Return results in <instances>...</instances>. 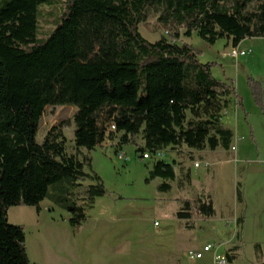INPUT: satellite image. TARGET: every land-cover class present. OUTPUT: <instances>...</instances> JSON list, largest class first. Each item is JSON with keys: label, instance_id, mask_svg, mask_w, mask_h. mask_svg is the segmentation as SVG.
Returning <instances> with one entry per match:
<instances>
[{"label": "trees", "instance_id": "16d2710c", "mask_svg": "<svg viewBox=\"0 0 264 264\" xmlns=\"http://www.w3.org/2000/svg\"><path fill=\"white\" fill-rule=\"evenodd\" d=\"M53 4L0 0V264H35L24 228L9 222L10 208L31 207L40 214L48 199L79 228L86 210L75 200L77 182L92 183L91 208L106 194L100 176L85 171L92 160L67 155L61 130L54 127L37 141L48 107L77 109L78 150L91 152L118 135L121 147L133 145L142 157L170 147L230 149L234 133L221 125L220 116L232 95L239 98L236 90L215 79L216 64H201L195 48L179 43L178 32L170 34L172 42L146 40L140 26L149 8L160 12L166 28H184L185 37L197 33L211 45L228 39L238 48L246 39L264 38V0H64L60 22L40 40V10ZM247 84L264 111L261 84L253 79ZM156 178L174 181V165L156 162L148 181ZM160 191L169 192L170 186ZM237 200L243 202L239 189ZM195 203L194 208L187 201L177 217L191 220L193 210L203 218L216 216L211 197ZM243 224L239 218L237 229ZM239 250L227 251L229 264Z\"/></svg>", "mask_w": 264, "mask_h": 264}, {"label": "rangeland", "instance_id": "374dc122", "mask_svg": "<svg viewBox=\"0 0 264 264\" xmlns=\"http://www.w3.org/2000/svg\"><path fill=\"white\" fill-rule=\"evenodd\" d=\"M64 12V0H54L52 6L41 8L40 40L46 39L56 28ZM159 18L160 12L148 9L147 21L140 26L142 36L152 43L162 38L172 42L170 34L178 32L179 43L195 48L201 64H216L212 68L213 77L232 85L242 97L253 130L245 122L241 110L236 115L239 103L232 95L220 116L221 125L234 133L228 151L170 147L145 159L136 152L135 146L121 147L120 135L107 137L91 152L78 150L74 137L77 109L48 107L37 141L42 143L54 127L61 130L66 139L67 155H76L81 161L90 158L91 169L86 166L85 171L100 176L106 194L97 198L91 208L87 191L92 183L77 182L75 200L86 210V220L79 228L70 225L71 215L66 210L48 199L42 202L40 214L31 207L10 208L9 222L24 228L27 253L33 263L204 264L189 262L185 255L202 250L208 244L219 248L220 253L240 247L238 259L242 261L256 256L254 246L258 244L263 248L257 255L258 261L264 263V116L254 105L246 85L247 76L256 80H261L258 76L264 77V57H261L264 40L253 39L243 45L245 49H252L257 59L238 72L242 57L230 56L234 49L230 40L222 39L211 45L197 33L188 38L184 36V28H166ZM188 118L191 120L190 115ZM137 141L143 144L141 136ZM158 161L174 165V181L160 178L148 181ZM196 163L200 168L195 167ZM162 185H169L170 191L161 192ZM238 189L242 193V203L237 200ZM206 197H211L214 203L215 217L203 218L194 210L191 220L177 217L187 201L195 208V202ZM238 217L245 223L237 229Z\"/></svg>", "mask_w": 264, "mask_h": 264}, {"label": "crops", "instance_id": "0c3cea01", "mask_svg": "<svg viewBox=\"0 0 264 264\" xmlns=\"http://www.w3.org/2000/svg\"><path fill=\"white\" fill-rule=\"evenodd\" d=\"M258 39V38H257ZM263 40H264V38H262ZM247 40V41H246ZM246 40H244L240 45H239V48L241 49V50H251L252 52L251 53H249L247 56H244V57H242L241 58V61H240V63H238L239 64V70H238V72H240L241 71V69H242V71L246 68V66H250L254 61H256V57L254 56V54H253V50L252 49H245V48H243V45L246 43V42H248V41H251V40H253V39H246ZM254 40H256V39H254ZM256 50H254V52H255ZM262 58L264 57V54H263V56H261ZM260 57V58H261ZM238 61V60H237ZM259 78H261V80H256L255 78H253L252 76H247V79H246V85H247V88H248V90H249V93H250V95H251V91H250V89H249V87H248V84H247V80L248 79H253V80H255V81H257V82H259L260 84H261V87H262V91H263V104H264V77L263 76H258ZM232 86V85H231ZM235 89V88H234ZM236 93H237V91H236ZM237 95L239 96V94L237 93ZM234 97L236 98V100L238 101V103H239V109H238V112H237V114L236 115H238L239 113H240V110L244 113V120H245V122H247V124L251 127V129L253 130V128H252V126L249 124V122H248V119H249V116H248V114H247V112H246V109H245V106H244V103H243V99H242V97H240L239 96V98H237V96H235L234 95ZM251 98H252V100H253V97H252V95H251ZM253 103H254V105L256 106V104H255V102H254V100H253ZM257 107V106H256ZM259 110H260V108L259 107H257ZM263 110H264V108H263ZM260 112L263 114V116H264V111H261L260 110ZM240 217H238L237 218V220L239 219ZM237 220H236V226L235 227H237ZM245 223V222H244ZM244 225V224H243ZM257 245L258 244H256L255 246H254V249H255V251H256V253H255V255L256 256H254L253 258H251V259H248V260H246V261H242V260H239L238 258H237V260L233 263V264H264V263H262V262H259L258 261V254L260 253V252H263V248L261 247H257ZM261 249V250H260ZM258 250V251H257ZM198 251H200V250H198ZM201 263H204V264H212V255H210V254H207L206 255V257H205V259L204 260H202L201 261Z\"/></svg>", "mask_w": 264, "mask_h": 264}, {"label": "built area", "instance_id": "2783aa9c", "mask_svg": "<svg viewBox=\"0 0 264 264\" xmlns=\"http://www.w3.org/2000/svg\"><path fill=\"white\" fill-rule=\"evenodd\" d=\"M250 51L247 50H241L239 47L232 49L230 56L232 58L238 59L240 57L247 56ZM111 130H115V126L111 127ZM234 151H236V148H233ZM145 159H149L150 156L148 154H145L143 156ZM119 158H122V154H119ZM196 168H200V164H195ZM210 254L212 255V264H229L227 261L226 253H220L219 248H215L213 245L208 244L205 245L204 248L200 251H191L188 252L185 256L189 262H198L205 259L206 255Z\"/></svg>", "mask_w": 264, "mask_h": 264}]
</instances>
